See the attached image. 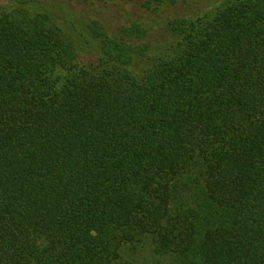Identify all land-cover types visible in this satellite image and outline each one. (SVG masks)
<instances>
[{
	"label": "trees",
	"instance_id": "trees-1",
	"mask_svg": "<svg viewBox=\"0 0 264 264\" xmlns=\"http://www.w3.org/2000/svg\"><path fill=\"white\" fill-rule=\"evenodd\" d=\"M209 1L97 9L92 59L0 5V264H264V0Z\"/></svg>",
	"mask_w": 264,
	"mask_h": 264
},
{
	"label": "rangeland",
	"instance_id": "rangeland-1",
	"mask_svg": "<svg viewBox=\"0 0 264 264\" xmlns=\"http://www.w3.org/2000/svg\"><path fill=\"white\" fill-rule=\"evenodd\" d=\"M11 0H0V5L8 3ZM41 2L38 6L35 5L32 7V10L39 11L42 7L48 9L59 23V25L67 32L75 41L80 55L83 59H92L97 54V41L91 36L89 32V23L96 18V15H93V12H98L97 9L105 13L103 23H108L107 26L111 32H114L115 27L120 23V13L118 11H125L129 15L134 17L138 11L146 12L147 11H156L157 18L153 14L150 15V18H153L157 24H162L167 17L168 13L174 11L175 9H182V7L187 6L188 3L182 2L184 0H175V4H171V0H152L150 8L147 9L142 7L140 3L136 4H95L91 1L85 2V0H37ZM193 4H199V0H188ZM210 2V1H209ZM211 2L209 5H211ZM116 12V13H115ZM148 15L150 14L149 12ZM115 16V17H114Z\"/></svg>",
	"mask_w": 264,
	"mask_h": 264
}]
</instances>
